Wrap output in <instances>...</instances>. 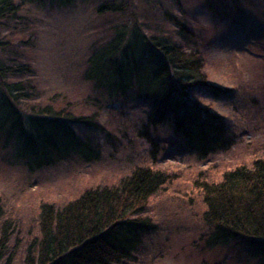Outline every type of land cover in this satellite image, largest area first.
<instances>
[{
	"label": "rangeland",
	"instance_id": "1",
	"mask_svg": "<svg viewBox=\"0 0 264 264\" xmlns=\"http://www.w3.org/2000/svg\"><path fill=\"white\" fill-rule=\"evenodd\" d=\"M102 1L74 0L67 7L45 2L22 15L34 30L23 47L36 90L26 108L52 104L91 118L93 126L70 129L92 154L90 161L70 154L30 170L16 152L15 138L5 142L0 133V226L5 221L12 227L2 262L23 264L26 248L38 235L41 204L59 209L84 191L116 185L143 167L163 172L168 180L139 215L150 219L152 229L129 264H257L240 238L206 246L209 230L202 222L199 185L218 183L225 172L264 158V0H132L147 34L169 33L186 52L200 54L208 82L220 90L192 93L221 117L234 140L229 150L205 160L183 150L167 123L149 129L147 140L148 108L131 92L110 97L83 80L90 46L103 39L116 19L96 13ZM163 12L180 18L191 37H178Z\"/></svg>",
	"mask_w": 264,
	"mask_h": 264
},
{
	"label": "trees",
	"instance_id": "2",
	"mask_svg": "<svg viewBox=\"0 0 264 264\" xmlns=\"http://www.w3.org/2000/svg\"><path fill=\"white\" fill-rule=\"evenodd\" d=\"M73 1L0 0V133L5 142L15 138L16 152L30 170L48 167L70 154L91 160V148L70 129L77 124L93 126L91 118L52 104L26 108L36 90L35 73L24 59L23 47L31 42L34 30L22 15L30 6L48 2L67 7ZM95 11L116 19L108 24L103 39L90 46L83 80L110 97L131 92L142 100L148 108L143 126L147 140L149 129L167 123L183 150L198 159L229 150L234 140L221 117L192 97L196 89L220 92L208 82L200 54L186 52L169 33L147 34L132 0H104ZM162 16L178 37H191L180 18L168 12ZM167 180L163 172L139 167L116 185L88 189L59 209L41 204L38 235L26 248L23 264L131 263L152 229L150 219L139 215ZM199 190L202 222L209 230L206 246L240 238L250 258L264 264V158L225 172L218 183L202 182ZM11 232V222L3 221L0 264H10L2 259Z\"/></svg>",
	"mask_w": 264,
	"mask_h": 264
}]
</instances>
